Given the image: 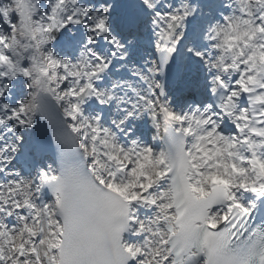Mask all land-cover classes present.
<instances>
[{"label": "snow or ice", "instance_id": "1", "mask_svg": "<svg viewBox=\"0 0 264 264\" xmlns=\"http://www.w3.org/2000/svg\"><path fill=\"white\" fill-rule=\"evenodd\" d=\"M0 264H264V0H0Z\"/></svg>", "mask_w": 264, "mask_h": 264}]
</instances>
